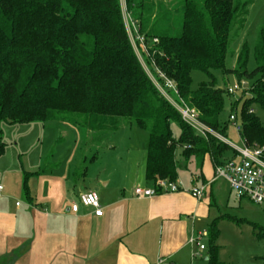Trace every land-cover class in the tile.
<instances>
[{"label": "trees", "instance_id": "trees-1", "mask_svg": "<svg viewBox=\"0 0 264 264\" xmlns=\"http://www.w3.org/2000/svg\"><path fill=\"white\" fill-rule=\"evenodd\" d=\"M132 36L151 73L158 68L176 84L178 97L204 124L222 134L219 121L227 88L212 70L249 79L238 134L247 146L263 147L264 125L251 103L264 108V29L247 69L243 45L233 68L226 66L230 34L243 22L242 0H124ZM135 28V30H134ZM134 50L120 0H0V122L60 120L93 133L117 130L125 120L147 131L145 177L176 181L175 150L185 159L210 156L214 169L237 152L198 134L158 91ZM194 71L206 79L192 85ZM157 75V74H156ZM159 81L161 78L157 76ZM123 119V120H122ZM171 124L179 129L174 137ZM0 146V153L2 152ZM229 154V155H225ZM216 260L208 247V262Z\"/></svg>", "mask_w": 264, "mask_h": 264}, {"label": "crops", "instance_id": "crops-1", "mask_svg": "<svg viewBox=\"0 0 264 264\" xmlns=\"http://www.w3.org/2000/svg\"><path fill=\"white\" fill-rule=\"evenodd\" d=\"M175 160L182 189L144 197H136L134 189L153 187L145 177V156L131 184L107 180L102 185L107 177L89 175L87 166L81 170L79 159L66 161L57 175L38 164L20 162L15 168L1 162L0 264H195L196 256L208 261L210 244L216 257L211 264H224L222 247L264 242L262 204L237 198L224 180H212L208 154L197 160L180 153ZM202 185L197 199L189 190ZM89 190L98 195L100 216L82 204L70 210ZM202 231L204 249L199 250L189 238ZM258 258L264 264V255Z\"/></svg>", "mask_w": 264, "mask_h": 264}, {"label": "rangeland", "instance_id": "rangeland-1", "mask_svg": "<svg viewBox=\"0 0 264 264\" xmlns=\"http://www.w3.org/2000/svg\"><path fill=\"white\" fill-rule=\"evenodd\" d=\"M174 2L175 0H163L167 7ZM242 2L246 6V14L243 16L244 22L230 34L226 66L233 68L236 65L237 56L242 46L246 45L248 48L247 69L251 70L254 67L253 47L259 31L264 29V0H242ZM120 5L122 12L125 11L124 0H120ZM212 73L218 87H232L235 83L240 85V89L235 90L234 93H224L219 121L222 127H225V137L233 144L242 145L236 125L241 124L240 110L243 100L241 96L251 94L252 82L245 78L238 79L232 74L224 75L220 70H212ZM205 79V74L194 71L191 86L195 88L199 81ZM251 107L260 123L264 125V108L257 103H251ZM231 114L236 116L235 121L229 119ZM171 129L174 137H177L179 134L177 126L171 124ZM147 142V131L129 125L125 120L121 122L117 130L102 133H93L60 120L19 123L1 121L0 146L4 155L0 157V165L1 162H6L8 167L15 165L16 168L20 162L29 167L38 164L40 169H45L46 173L53 170L57 175L62 172L66 161L79 159L84 162L81 163L82 167L80 164L81 170L87 166L89 175L98 172L100 176L108 178L101 182L102 185L107 180L112 184H131L138 178L142 168ZM181 152V149H176L177 158ZM53 162H57L56 166L51 165ZM260 208L264 211V204ZM262 222L264 223V217ZM219 255L221 260L225 261L224 264H263L260 258H254L264 255V242L255 240L234 248L222 247ZM204 258L203 255L196 256L193 260L195 264H209Z\"/></svg>", "mask_w": 264, "mask_h": 264}, {"label": "built area", "instance_id": "built-area-1", "mask_svg": "<svg viewBox=\"0 0 264 264\" xmlns=\"http://www.w3.org/2000/svg\"><path fill=\"white\" fill-rule=\"evenodd\" d=\"M123 17L126 23L129 19L126 11H123ZM126 25L134 50L142 61L134 40L138 42V47L140 50L145 51L144 39L137 33L132 36L130 28L128 27V23ZM143 66L158 91L180 113L182 120L186 124H188L201 136L205 138L208 135L214 136L220 141L228 144L232 149L235 150V152H237V156L235 158L229 159L223 164L215 167L212 180L222 178L228 184L229 189L237 198H247L252 203L259 205L264 204L263 147L257 145L247 146L245 144L237 146L233 144L226 137L220 135L217 131L213 130L199 120L197 111L194 108L188 106L181 98L178 97L177 87L173 80L165 77V75L156 67L155 72L157 75L151 73L144 63ZM157 76L161 78L162 81H159ZM238 89H240V85L235 83L232 87L228 86L227 91L232 94ZM229 119L231 121H235L236 116L231 114ZM239 129L240 125H236L237 132ZM180 189H182V186L179 182L170 181L167 178H163L156 180L154 186L151 188L137 186L134 189V195L136 197L152 196L160 192H175ZM204 189L205 186L202 185L200 187L191 188L189 192L197 199H200L203 195ZM2 190L3 186L0 184V193ZM16 204H18V202ZM79 204L91 208L94 215L100 216L102 214V208L98 195L93 190H89L80 194L78 197V202H73L70 206V210H72V212H76L78 210ZM205 235L206 232L202 231L194 236H191L189 238V243L196 244L199 250H202L204 249V244L201 243V239ZM160 262H162V260H160Z\"/></svg>", "mask_w": 264, "mask_h": 264}]
</instances>
